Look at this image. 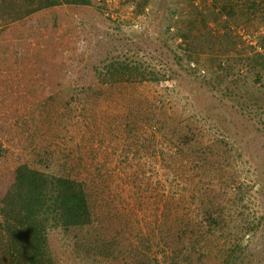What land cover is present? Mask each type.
<instances>
[{"label": "rangeland", "instance_id": "1", "mask_svg": "<svg viewBox=\"0 0 264 264\" xmlns=\"http://www.w3.org/2000/svg\"><path fill=\"white\" fill-rule=\"evenodd\" d=\"M244 1L238 0V5ZM211 2L151 0L143 12L136 13L124 0H44L23 17L7 24L0 22V226L22 233V238L15 241L18 246L29 245L32 250L52 255L55 264H82L78 256L84 251V247L80 249L84 240L76 242L74 231L66 234L44 227L31 186L5 196L15 167L40 141L39 135L33 138L31 112L46 101L56 106L51 114L59 138L64 137L74 147L80 144L74 151L77 149L84 159V174L87 169L90 177L95 176L106 197L113 194L109 200L114 197L111 203L117 204L123 215L133 212L134 219L124 235L140 245L139 236L155 227L160 237L163 203L158 201L157 192L162 186L156 179L163 182L165 167L154 154L145 157L144 150L135 149L136 140L124 131L125 126L110 121L113 115H123L124 106L102 100L94 108L81 111L76 96H71L69 105L53 99L63 92L68 99L67 88L76 91L78 87L105 88L113 84L121 86L128 97L133 94L149 99L170 122L188 115L192 106L200 111L203 105L211 112L207 128L212 123L221 134L233 136L230 139L239 146L241 179L248 182L246 198L261 216L254 235L247 237L248 264H264V114L253 104L256 98H264V76L257 83L256 73L248 74L239 83L242 97L237 98L221 94L207 80L183 74L173 64L172 48L180 50L182 42L180 36H174L180 10L188 12L195 5L207 12ZM245 3L244 10H238L226 24L218 9L203 19L202 29L214 35L213 47L202 54L208 67L214 68L227 56L264 59V0L256 8ZM243 70L241 67L240 72ZM256 70L264 73V66ZM45 127L44 123V133ZM143 170L154 180L148 179ZM182 181L180 175L176 176L175 186ZM139 229L142 231L136 235ZM158 248L153 243L152 254L161 256Z\"/></svg>", "mask_w": 264, "mask_h": 264}, {"label": "trees", "instance_id": "2", "mask_svg": "<svg viewBox=\"0 0 264 264\" xmlns=\"http://www.w3.org/2000/svg\"><path fill=\"white\" fill-rule=\"evenodd\" d=\"M43 1L0 0V22L7 24L21 18ZM124 1L130 2L136 13L143 12L151 2ZM237 1L212 0L207 12L195 5L188 12L180 10L174 22V36H180L182 42L178 45L180 50L172 48V56L173 64L183 74L211 82L221 94L241 98L239 83L246 80L248 74L255 72L254 81L262 82L264 73L256 69L264 66V59L227 56L213 68L208 67L202 57L214 43V35L202 29L201 23L207 13L218 9L226 24L238 10H244L245 2H249L247 7L256 8L263 0H246L242 6ZM241 67L245 68L243 72H240ZM203 68L207 69L204 73ZM75 90H65L70 95L68 99L63 97L64 92L55 94L53 99L69 105L71 98L76 96L81 111L94 108L102 100L124 106L123 115H113L110 121L125 126L124 131L136 140L133 142L135 149L144 150L145 157L154 154L165 167L163 182L156 179L162 186L161 192H157L158 201L163 203L159 226L160 237L163 235L161 242L155 227L139 236L140 245L132 242L133 237L124 235L130 220L134 219L133 212L123 215L118 205L111 203L114 197L109 200L113 194L106 197L104 191L99 190L95 176L90 177L87 169V175L84 174V159L76 153L77 149L74 151L80 144L74 147L63 140L64 137L59 138L54 130L58 125L51 114L56 106L47 101L31 112L35 127L33 138L38 135L41 138L29 150V157L15 167L5 196L31 186L44 227L61 229L66 234L74 231L76 242L84 240L80 248L84 247V251L78 256L82 264H187L190 260L194 264H248L247 237L254 235L261 216L246 198L248 182L241 179L242 171L238 169V144L235 146V140L230 139L233 136L221 134L220 128L212 123L207 128L211 112L203 105L200 111L192 106L188 115L183 114L176 122H170L164 114L158 113V105L133 94L128 97L121 86L112 84L105 88L78 87ZM253 104L263 115L264 98H256ZM203 111H207V115ZM44 123L45 133L42 131ZM156 133L163 139L157 138ZM144 135L146 138L142 137ZM143 173L148 175L145 170ZM178 175L183 181L176 187L174 181ZM148 176L150 179L152 174ZM141 231L137 230L136 235ZM17 237L22 238V233L0 226V264H55L52 255L46 256L36 248L32 250L29 245L18 246ZM153 243L158 245L161 256L152 254Z\"/></svg>", "mask_w": 264, "mask_h": 264}]
</instances>
